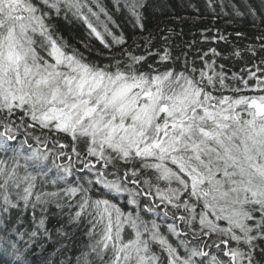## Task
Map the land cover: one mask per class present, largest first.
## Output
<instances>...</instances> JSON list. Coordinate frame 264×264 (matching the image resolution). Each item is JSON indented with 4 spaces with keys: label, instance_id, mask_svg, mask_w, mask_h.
<instances>
[{
    "label": "snow or ice",
    "instance_id": "6c2138e0",
    "mask_svg": "<svg viewBox=\"0 0 264 264\" xmlns=\"http://www.w3.org/2000/svg\"><path fill=\"white\" fill-rule=\"evenodd\" d=\"M152 7L0 0V264H264V0Z\"/></svg>",
    "mask_w": 264,
    "mask_h": 264
},
{
    "label": "trees",
    "instance_id": "16d2710c",
    "mask_svg": "<svg viewBox=\"0 0 264 264\" xmlns=\"http://www.w3.org/2000/svg\"><path fill=\"white\" fill-rule=\"evenodd\" d=\"M154 7L149 9V28L154 30L157 25L161 29L172 28L175 29L177 35L174 39L177 44L183 46L185 41H191L194 38L199 39V31L207 26L213 25L212 17L205 12L206 19L196 20V12L193 5L203 7V0H152ZM238 25H228L225 19L221 17L215 21V27L222 31L227 30L232 32L234 27ZM63 35L69 41L79 47V40L86 37L84 28L80 25L67 26L63 30ZM93 43L98 47L96 41ZM207 47V45H201ZM56 217H52V223H56ZM79 235V233H78Z\"/></svg>",
    "mask_w": 264,
    "mask_h": 264
}]
</instances>
